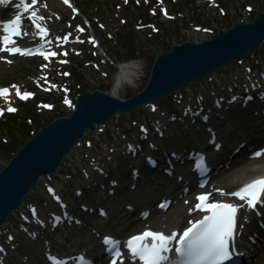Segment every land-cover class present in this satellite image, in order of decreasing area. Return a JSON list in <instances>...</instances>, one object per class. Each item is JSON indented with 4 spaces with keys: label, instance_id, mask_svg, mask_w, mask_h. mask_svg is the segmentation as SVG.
Instances as JSON below:
<instances>
[{
    "label": "rangeland",
    "instance_id": "1",
    "mask_svg": "<svg viewBox=\"0 0 264 264\" xmlns=\"http://www.w3.org/2000/svg\"><path fill=\"white\" fill-rule=\"evenodd\" d=\"M72 1L89 17V27L83 17L70 10L62 0H37L32 8L37 16L43 17L36 22L47 31L43 39L49 47L44 51L47 59L44 55L10 56L5 51L0 55V86L12 91L11 96H7L10 99L0 101V123L12 119L8 129L0 132V170L23 141L41 127L37 123L47 124L52 116L68 115L80 92L93 89L111 91L118 62L135 60L139 64L134 82L125 83L116 93L126 98L140 91L147 82L155 54L169 48L160 41L168 44L183 40L201 41L235 22L250 21L258 12L264 11V0H163L168 2V7L160 0H150L151 6L142 5L144 7L136 6L149 0ZM27 26L33 29L32 20ZM91 31L100 39L109 59L90 41ZM122 31L128 33L131 40L135 39V46L130 44L133 51L128 50L125 43L124 48L121 47L119 32ZM53 52L57 55H50ZM130 53L133 55L129 56ZM237 88L242 94L233 93ZM17 89L21 95H31L21 99ZM246 89L250 95L244 96ZM226 92H232V95H224ZM9 107L15 111L9 112ZM244 107L246 110H242ZM263 108L264 43L253 54H245L241 62L234 61L189 88L152 105L120 113L93 132L86 131L80 142L64 156L58 169L41 176L24 198L19 211H15L1 227L0 264H48L45 259L48 249L58 254H67L77 248L91 250L100 240L96 232L106 228L114 232L113 227L125 228L120 223L125 224L128 219L122 217L125 212L115 196L120 195L123 185L129 187L130 170H136V162H142L144 167L146 156L167 157L170 149L180 143L189 149L194 142L186 139L188 134L211 133V123L216 126L224 124L231 131L236 127L245 129L240 131L242 137L248 136L249 132L257 136L247 124L253 122L251 117L259 115L257 112ZM207 118L214 121L205 122ZM148 123L153 128H148ZM149 139L151 145L146 141ZM243 165L263 166L264 155L262 160H248ZM48 184L67 195L66 200L74 199L70 207L90 225L79 227L83 223H72L74 230L70 233L69 230L63 232V228L69 225L61 224L60 229L51 231L47 216L54 206L57 209L59 206L52 200L54 196ZM139 186L143 188L141 182ZM100 188L106 191V198H110V206L99 204L103 201L97 198ZM111 190L115 193L110 194ZM125 191L129 192L128 189ZM148 191L146 199H152L156 192ZM188 200L189 197L182 203ZM79 205L92 211L78 209ZM98 205L105 214L109 211L106 228L102 226ZM34 206L39 211L37 219L29 211ZM136 208L139 209L140 205ZM40 221L48 226L43 227ZM64 233L71 240H64Z\"/></svg>",
    "mask_w": 264,
    "mask_h": 264
},
{
    "label": "water",
    "instance_id": "2",
    "mask_svg": "<svg viewBox=\"0 0 264 264\" xmlns=\"http://www.w3.org/2000/svg\"><path fill=\"white\" fill-rule=\"evenodd\" d=\"M264 40V11L233 23L199 42L182 41L159 50L144 87L121 99L94 89L81 92L67 116H58L28 138L0 170V226L42 175L53 173L85 131L199 82L218 69L254 53Z\"/></svg>",
    "mask_w": 264,
    "mask_h": 264
},
{
    "label": "snow or ice",
    "instance_id": "3",
    "mask_svg": "<svg viewBox=\"0 0 264 264\" xmlns=\"http://www.w3.org/2000/svg\"><path fill=\"white\" fill-rule=\"evenodd\" d=\"M68 0H65L67 3ZM11 3V0H0V4L7 6ZM37 0H31L29 4L28 0H19V3L15 5L17 9V15L10 22L2 23V29L5 35L0 37V44L4 47H0V51H7L9 54L31 55L34 54L33 50L21 49L19 47H7L9 44L15 43L11 39V36H27V31H21L22 16L25 12L29 11L30 6H34ZM32 19V23L39 31L37 35H40L43 39L47 35V31L36 21L43 19V17L37 16L35 11L31 12L29 17ZM82 31V29H81ZM67 40V37L64 38ZM50 43V41H49ZM38 54L44 55L45 59L48 55L43 52ZM66 55L67 53H63ZM55 56L56 53H50ZM65 75H67L65 73ZM15 87V86H13ZM8 93V89H0V95ZM17 95L21 99H27L30 93L20 94L17 89ZM9 112H14L15 109L9 107ZM256 156L261 155L260 152L255 153ZM221 195H231L237 197L241 201L246 202V206L254 209L257 203H264L259 199L261 193H264V179H256L251 183H248L241 187L239 190L231 193H224L221 190H217ZM211 194L200 195L197 197L199 203L195 205L192 210L205 211L210 213L203 219L191 223L177 240V234L165 235L159 232L145 231L143 234L131 238L127 241V248L133 260L138 259L141 264H177L176 261H170L167 253L172 251L170 247L171 242L176 240L177 246L175 252L180 258L179 264H224V261L231 259L232 253L229 251V246L234 240L235 235V216L240 207L245 205H233L229 203H208ZM162 207L164 205H161ZM190 210V211H192ZM104 214L103 212L101 213ZM151 238L152 243L147 244L146 241ZM104 243L112 246L113 260L112 264H116L117 257H121V253L118 250L119 241H113L110 238H105ZM51 259V258H50ZM81 264H83V258H79ZM63 264V262H61ZM121 264L123 260L121 259Z\"/></svg>",
    "mask_w": 264,
    "mask_h": 264
},
{
    "label": "bare ground",
    "instance_id": "4",
    "mask_svg": "<svg viewBox=\"0 0 264 264\" xmlns=\"http://www.w3.org/2000/svg\"><path fill=\"white\" fill-rule=\"evenodd\" d=\"M62 1L65 2V0H62ZM67 4H68V2L66 3V5ZM68 7H69V4H68ZM31 8L32 7H30V11H32ZM69 8L74 12V10L71 7H69ZM263 43H264V40H263L262 44ZM0 47H2V46L0 45ZM0 55H3V51H0ZM138 67H139V64L135 60L120 63L117 67L116 72H115L112 88H111V91H109V93L117 96L116 95L117 91H119L121 88H123L125 83L132 84L134 82V80L136 79V75H138V73H137ZM117 97H119V96H117ZM7 98L8 97H6V96L0 95V101H4ZM119 98H121V97H119ZM153 103H154V101L148 103V105H152ZM212 121H214V119L213 120H209V118L205 119V122L211 123ZM255 122L257 124H260L261 122L264 123V114L261 115V117H257V119H255ZM211 126H212V131H211V133H209V135H212L216 142H218L220 145H222L224 148H226L228 150L236 151L237 154H240V157L243 156L244 146L242 148L237 146L238 143H241L244 140L243 137H241V136L238 137V135H235L231 130L226 129V125H224V124L216 126L215 124L211 123ZM236 128L238 129L239 127H236ZM239 130H245V129L239 128ZM231 137H234L235 140L237 139L236 145H234L233 143L228 141V139ZM244 144H245V142L241 143V145H244ZM166 154L167 153H165V155ZM224 157L225 156H220L219 160H222ZM262 158H263V155L260 158L255 159L254 161L262 160ZM145 159L147 160V157H145ZM137 164H138V166H134V167H138L140 170V167H142V163L138 162ZM220 164H222V162L218 163L217 166H220ZM241 164L235 165L233 167V169H231L233 171L230 175L223 177L222 179L219 180L220 181V187L219 188H226L229 190L231 188H234V187L240 185L241 183L248 180L249 178L260 176V175H263V177H264V165L259 167L257 165L253 166V165H241ZM176 168H178V166H176ZM228 172H230V171H228ZM228 172H226V173H228ZM141 173H144V172H141ZM39 179H41V177ZM161 183H162V181L160 182V184ZM131 184H135V182L131 183ZM134 187H133V189H134ZM154 187H155L154 183H149L148 186L145 187L144 190H142L139 193H136V195L134 193L128 194V195H131L128 198L129 203L132 201V199L133 200H136V199L137 200H144V199H146V197L149 196L146 193V191H148L149 189L153 190L152 188H154ZM214 187L208 188V190L211 191V195L213 198H215V196L217 195V193L215 191L216 189H213ZM122 188L125 190L128 189L129 192L131 191L130 187L122 186ZM123 189L120 191L121 193H128L125 190L123 191ZM151 190H149V191H151ZM105 196H106V191L103 188H100L99 196L97 198L102 199ZM140 196H144V197H140ZM108 199H109V197H108ZM234 202L236 203L237 206L243 205L240 200L234 199ZM107 206H110V203H108ZM171 209H170L171 211L166 212L165 215H163V216L159 215V211H155V212L151 213L150 217L146 220V222H144V223H146L145 228H151L152 225H155L156 227H158L155 231L167 232V233L173 232L176 230L179 231L183 227H185L191 220H193V219H195L201 215L200 212L194 211V210H192V208L191 209L189 208V202L188 203H185V202L178 203L175 207H172ZM190 210H192V211H190ZM249 213H250L249 210L245 206L240 207L238 212L236 213L235 235L234 236H236L237 238H238V234L241 231L240 225L243 223V220L249 215ZM87 222L88 221H84L83 223H87ZM162 225H164V226H162ZM136 226H138V224ZM118 231H120V230H118ZM236 242H237V239H236ZM118 264H121V261L118 262ZM123 264H129V263L127 261H123ZM131 264H134V263H131ZM256 264H264V254L261 255V257L259 258V261Z\"/></svg>",
    "mask_w": 264,
    "mask_h": 264
},
{
    "label": "trees",
    "instance_id": "5",
    "mask_svg": "<svg viewBox=\"0 0 264 264\" xmlns=\"http://www.w3.org/2000/svg\"><path fill=\"white\" fill-rule=\"evenodd\" d=\"M130 6V4L128 5V7ZM136 7H138V6H136ZM146 16H148V15H146ZM130 35H132L131 33H130ZM119 42H120V44L122 43V45H121V47H123L124 48V43L126 44V46H127V48H128V50H132V45H134L135 46V44H136V41H135V39H134V41L133 40H131L130 39V36H129V34L128 33H126L125 31H122V32H119ZM159 43H162L165 47H167V46H169L170 44H168V43H164V42H159ZM130 44H132V45H130ZM133 51V50H132ZM133 55V53H130L129 54V56H132ZM61 115H64V114H58V115H56V116H52L51 118H49L48 119V122H50L53 118H55V117H57V116H61ZM12 120V119H11ZM11 120H8V121H3V122H1L0 123V132L1 131H5V129H8V127H9V124H10V121ZM47 122V123H48ZM38 124H40L41 126L42 125H44V124H46V123H44V122H41V123H37V125ZM37 130V129H36ZM35 130V131H36ZM25 141H23V143H24ZM22 143V144H23Z\"/></svg>",
    "mask_w": 264,
    "mask_h": 264
}]
</instances>
